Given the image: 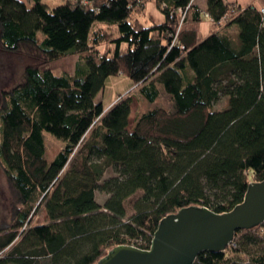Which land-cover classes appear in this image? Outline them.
<instances>
[{"label": "trees", "instance_id": "1", "mask_svg": "<svg viewBox=\"0 0 264 264\" xmlns=\"http://www.w3.org/2000/svg\"><path fill=\"white\" fill-rule=\"evenodd\" d=\"M194 1L0 0V48L37 58L0 103V264H95L117 245L148 249L167 215L228 212L264 179V0ZM150 2L162 22L140 20ZM203 20L216 30L198 40L190 25ZM69 55L79 57L72 74L46 67ZM111 76L150 104L163 92L170 109L153 107L129 129L130 96L108 108L96 100ZM43 132L64 144L51 162ZM262 226L193 264H264Z\"/></svg>", "mask_w": 264, "mask_h": 264}, {"label": "water", "instance_id": "2", "mask_svg": "<svg viewBox=\"0 0 264 264\" xmlns=\"http://www.w3.org/2000/svg\"><path fill=\"white\" fill-rule=\"evenodd\" d=\"M264 224V179L248 184L243 201L232 210L215 213L189 206L164 217L148 249L117 245L95 264H193L201 252H221L239 230Z\"/></svg>", "mask_w": 264, "mask_h": 264}, {"label": "rangeland", "instance_id": "3", "mask_svg": "<svg viewBox=\"0 0 264 264\" xmlns=\"http://www.w3.org/2000/svg\"><path fill=\"white\" fill-rule=\"evenodd\" d=\"M21 1L25 2L27 5L31 4V0ZM42 2H44L49 8H54L60 5L63 0H42ZM150 5L152 7V13L158 14L159 12L155 5L152 2H150ZM21 52L23 53V59H20V57L16 56L15 54H12L11 52L2 50L0 48V103L3 91L20 80L23 68L28 64H34L37 62V58L35 57L34 52H32V54L31 51H28L26 49H22ZM78 60L79 57L77 55H69L58 60L48 62L46 64V67L50 68L56 74H72ZM130 86L131 81L126 77L111 76L105 83L103 94L100 93L97 96V100L100 99L103 106L107 108L117 102L120 96L131 97L132 102L130 108L131 112L129 116V129H131L133 122L137 116L148 111L149 109H152L153 107L160 106L166 109H170L171 104L169 102V99L163 92H160V95L156 102L150 104L141 97L136 87ZM222 106L223 102L218 103L216 105V109H220L222 108ZM43 140L45 146V158L48 162H51L55 155L63 148L64 144L61 140L53 137L46 132H43ZM109 175H111L110 171L107 172L105 177ZM105 198V195L96 192V200L98 203L102 204ZM8 199L9 192L7 190V185L0 169V217L4 214H7L9 210ZM133 199L134 198L131 197L125 203L126 211L129 215L132 213L130 206ZM33 221L35 224L45 222V213L40 211ZM259 232L264 233L263 226L259 228Z\"/></svg>", "mask_w": 264, "mask_h": 264}, {"label": "crops", "instance_id": "4", "mask_svg": "<svg viewBox=\"0 0 264 264\" xmlns=\"http://www.w3.org/2000/svg\"><path fill=\"white\" fill-rule=\"evenodd\" d=\"M228 3H234L237 6L243 8L246 7L248 5L254 4L257 5L259 4L258 0H225ZM194 3H196L200 9H204L205 8V3L206 0H195ZM152 7L150 5V3L147 4V8L144 12V15L140 17V20L145 23L148 24L152 21L154 22H162L163 17L161 16L160 13L158 14H153L152 13ZM145 17V18H144ZM147 19V20H146ZM191 28H194L197 32V39L201 40L202 38H204L206 35H208L209 33L213 32L216 30V26L211 23L209 20H203L199 23H192L190 25ZM231 32L233 34H236V29L234 27H230ZM98 98L96 97V100ZM100 100V99H99Z\"/></svg>", "mask_w": 264, "mask_h": 264}, {"label": "built area", "instance_id": "5", "mask_svg": "<svg viewBox=\"0 0 264 264\" xmlns=\"http://www.w3.org/2000/svg\"><path fill=\"white\" fill-rule=\"evenodd\" d=\"M259 10L264 15V8H260Z\"/></svg>", "mask_w": 264, "mask_h": 264}]
</instances>
